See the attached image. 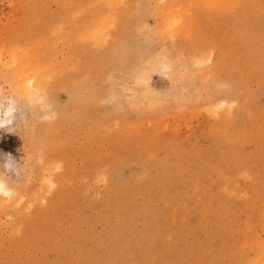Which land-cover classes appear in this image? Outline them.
Wrapping results in <instances>:
<instances>
[{
    "label": "rangeland",
    "instance_id": "374dc122",
    "mask_svg": "<svg viewBox=\"0 0 264 264\" xmlns=\"http://www.w3.org/2000/svg\"><path fill=\"white\" fill-rule=\"evenodd\" d=\"M0 180V264H264V0H0Z\"/></svg>",
    "mask_w": 264,
    "mask_h": 264
},
{
    "label": "bare ground",
    "instance_id": "6f19581e",
    "mask_svg": "<svg viewBox=\"0 0 264 264\" xmlns=\"http://www.w3.org/2000/svg\"><path fill=\"white\" fill-rule=\"evenodd\" d=\"M10 111L11 110H9L6 114H9ZM9 119H10V117L6 118V119H3L1 122H3V123L6 122L7 123ZM4 187H5V184L3 183V181L0 180V191L3 190Z\"/></svg>",
    "mask_w": 264,
    "mask_h": 264
}]
</instances>
